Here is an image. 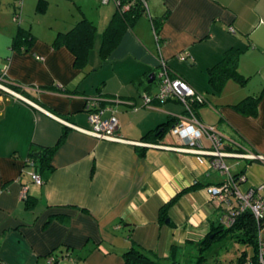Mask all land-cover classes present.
<instances>
[{
    "label": "crops",
    "instance_id": "obj_1",
    "mask_svg": "<svg viewBox=\"0 0 264 264\" xmlns=\"http://www.w3.org/2000/svg\"><path fill=\"white\" fill-rule=\"evenodd\" d=\"M94 1L93 14L77 6L79 20L96 27L78 68L71 52L52 45L61 30L35 36L22 27L16 0H0V78L23 92L0 93V264H47L54 249L66 255L58 264H122L131 242L164 259L172 247L201 240L219 223L221 208L206 188L225 177L210 167L209 156L190 151L170 132L177 122L187 123L185 107L174 100L144 105L139 82L149 94L157 90L162 62L205 98L193 114L203 127L215 128L224 153L264 157V0H145V13L103 59L102 36L115 5ZM20 28L34 38L28 52L12 48ZM232 48L240 50L237 69L247 83L228 81L215 93L207 70ZM260 92L255 117L231 108ZM92 101L105 109L104 118L116 117L125 142L86 133ZM168 120L175 123L161 139L144 140ZM60 137L50 158L53 170L38 186L30 179L33 167L26 166L30 149L54 146ZM210 143L202 136L194 150L208 151ZM224 163L232 176H246L241 190L264 187V162ZM259 237L264 242V228ZM182 251L176 250L181 260Z\"/></svg>",
    "mask_w": 264,
    "mask_h": 264
},
{
    "label": "trees",
    "instance_id": "obj_2",
    "mask_svg": "<svg viewBox=\"0 0 264 264\" xmlns=\"http://www.w3.org/2000/svg\"><path fill=\"white\" fill-rule=\"evenodd\" d=\"M119 1L120 3L118 6H115V12L112 19L102 36V44L99 50L102 59L105 58L112 48L116 46L124 30L130 28L146 11L144 2L141 0ZM43 2V0H38V8ZM125 5H127L128 8L124 9L123 6ZM153 25L156 26V23H153ZM95 34V25L83 17L68 31L58 32L52 45L57 48L64 47L71 52L75 58L74 64L79 68L86 62V56L88 51L92 48ZM33 41L34 38L30 32L20 28L14 38L12 48L28 52ZM239 55L240 50L232 48L225 52L220 62L207 70L208 84L212 91L219 93L228 81H233L241 87L247 83V78L241 75L237 69ZM0 85L18 94L22 92L20 85L4 82L2 78H0ZM139 86H143L141 88L142 93H148L149 86L145 84V81H140ZM0 93L6 94L1 89ZM262 94L263 92H260L257 95L248 96L232 105L231 108L242 115L255 117L257 114V106L262 98ZM201 98V102L193 101L190 103L192 111L198 106L205 104V98L203 96H201ZM174 123L175 122L172 120H168L164 125H160L154 131L148 132L144 136V140L152 139L151 141L157 142V140L162 138L165 130ZM63 136L64 134H62L61 137ZM61 137L54 146L40 147L36 149L32 146L30 149L26 166L31 165L33 167L34 174L40 177L43 184L53 170L50 158L57 146L61 143ZM197 188L199 187L194 186L190 190ZM174 202L175 198L171 199L164 205L160 211V217L164 214V210L170 207ZM222 215L223 210H221L220 218ZM262 228H264V215L263 219L259 221V224H256L253 216L249 212H244L235 217L234 222L230 227L223 226L219 219V223L216 222L212 226L210 232L201 240L193 243H186V245L182 247H172L168 258H159L153 252L145 250L139 245L131 242L128 250L122 255V264H214L220 257V251L226 249L224 243L227 240L250 246L252 248V254L250 256H247L246 251H243L236 258L234 263L230 262L229 264H262L260 263L258 255V241H261L259 233ZM261 243L264 244L263 241H261ZM178 249L183 250V260L176 257V250ZM64 256L66 255H63L58 249H54L49 253L47 258L52 257L53 263L51 264H58Z\"/></svg>",
    "mask_w": 264,
    "mask_h": 264
},
{
    "label": "built area",
    "instance_id": "obj_3",
    "mask_svg": "<svg viewBox=\"0 0 264 264\" xmlns=\"http://www.w3.org/2000/svg\"><path fill=\"white\" fill-rule=\"evenodd\" d=\"M23 1L24 0H16L18 10L21 9ZM141 1L144 2L146 7L145 0ZM109 2H113L115 6H118L120 3L119 0H101L102 5H107ZM123 8L126 9L128 6L125 5ZM19 15V11L14 14V21L19 22ZM178 57H180V59L184 58L183 55H179ZM157 78L159 80L157 93L155 95L144 93V105H150L153 101H157L159 103H164L168 100L178 101L185 107V113L189 117L186 120L187 123L177 122L171 128V134L175 136L183 145L189 147H196L202 136H206L211 142V148L208 151H196V153L209 156L211 158L210 167L218 170L225 177L224 181L220 185L206 188L207 194L210 196L215 207L223 210L220 223L223 226L230 227L233 224L235 217L241 213L249 212L253 216L256 224H259V221L263 219L264 215V187L260 185L256 189L249 188L241 190L240 187L246 182V176L244 174L237 175L236 177L232 176L229 168L224 163V158L226 156H236L250 161L261 160L264 162V157L254 155L252 153H245L241 155L224 153L221 148L222 144L220 142L219 135H217L213 129L205 128L200 125L193 114L190 103L193 101L201 102V96L180 77L174 76L163 62L160 64ZM9 93L15 96L14 93L10 91ZM16 97L18 96L16 95ZM104 110L105 109L98 107L95 101L89 102L86 105L88 122L90 125V129L87 130L86 133L105 141L116 143L125 142L117 135L118 121L116 117L114 115H110L108 118H104ZM170 149L184 150L179 148ZM30 179L38 186L43 185L40 177L34 173L30 174ZM24 192L25 190L23 191L22 198H25ZM258 255L260 263L263 264L264 244H262L260 240L258 241ZM51 263H53L52 258L48 261V264Z\"/></svg>",
    "mask_w": 264,
    "mask_h": 264
},
{
    "label": "rangeland",
    "instance_id": "obj_4",
    "mask_svg": "<svg viewBox=\"0 0 264 264\" xmlns=\"http://www.w3.org/2000/svg\"><path fill=\"white\" fill-rule=\"evenodd\" d=\"M38 8L37 0H24V7L21 6L22 21H24L22 27H30L32 33L36 36L46 38L51 35L53 30H61V32L67 31L69 28L66 24L74 23L80 18V11L77 6H80V10L93 14L91 8L94 6V0H43ZM36 12V13H35ZM25 18V19H24ZM25 24V25H24ZM71 28V27H70ZM53 29V30H52ZM250 81V78L248 79ZM233 85V84H231ZM237 85V84H236ZM251 85H256V78L253 79ZM234 86V85H233ZM239 86V85H237ZM241 87V86H240ZM156 88V87H155ZM158 90V89H157ZM156 89L152 91V95L157 92ZM184 109L181 103L174 104ZM207 128H211L208 126ZM215 131V128H211ZM217 135H219L216 132ZM168 134H166L167 136ZM190 151H195L196 147L187 146ZM199 151V150H198ZM228 162V161H226ZM229 163V162H228ZM226 241L224 244L226 249L220 251V257L214 264H229L234 263L236 258L241 252L246 251L247 256L252 254V248L236 242ZM220 246V245H219Z\"/></svg>",
    "mask_w": 264,
    "mask_h": 264
},
{
    "label": "water",
    "instance_id": "obj_5",
    "mask_svg": "<svg viewBox=\"0 0 264 264\" xmlns=\"http://www.w3.org/2000/svg\"><path fill=\"white\" fill-rule=\"evenodd\" d=\"M153 78H154V75L151 76V79L148 80V84H150L152 81H153ZM0 89L3 90V91H7L6 89H4L3 86L0 85ZM225 158H233V159H244L242 157H236V156H226ZM254 161H260L262 162L261 160H254Z\"/></svg>",
    "mask_w": 264,
    "mask_h": 264
},
{
    "label": "clouds",
    "instance_id": "obj_6",
    "mask_svg": "<svg viewBox=\"0 0 264 264\" xmlns=\"http://www.w3.org/2000/svg\"><path fill=\"white\" fill-rule=\"evenodd\" d=\"M2 86V85H1Z\"/></svg>",
    "mask_w": 264,
    "mask_h": 264
}]
</instances>
